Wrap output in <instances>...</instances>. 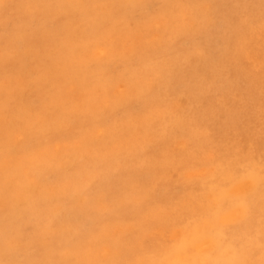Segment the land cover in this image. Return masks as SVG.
Segmentation results:
<instances>
[{"label":"rangeland","instance_id":"obj_1","mask_svg":"<svg viewBox=\"0 0 264 264\" xmlns=\"http://www.w3.org/2000/svg\"><path fill=\"white\" fill-rule=\"evenodd\" d=\"M0 50V264H262L264 0H0Z\"/></svg>","mask_w":264,"mask_h":264},{"label":"bare ground","instance_id":"obj_2","mask_svg":"<svg viewBox=\"0 0 264 264\" xmlns=\"http://www.w3.org/2000/svg\"><path fill=\"white\" fill-rule=\"evenodd\" d=\"M17 1V0H16ZM123 1V0H122ZM222 1V0H221ZM126 2V1H125ZM124 2V3H125ZM127 2H128V0H127ZM131 2V1H130ZM129 2V3H130ZM105 3V2H104ZM132 3V2H131ZM136 3V2H135ZM14 5V4H13ZM132 5V4H131ZM173 5V4H172ZM214 5V4H213ZM100 6V5H99ZM130 6V5H129ZM146 7V6H145ZM148 7V6H147ZM167 8V7H166ZM127 10V9H126ZM143 12V11H142ZM89 16V15H88ZM111 17V16H110ZM96 20H98V19H96ZM142 20V19H141ZM100 21V20H99ZM98 21V22H99ZM102 21V20H101ZM112 21V20H111ZM98 22H97V24L96 23H94V24H96V25H98ZM102 22H104V21H102ZM187 22V21H186ZM93 24V25H94ZM99 25H100V23H99ZM94 28H95V26H94ZM130 28V27H129ZM177 31V30H176ZM98 33V32H97ZM96 33V34H97ZM169 40V39H168ZM141 41V40H140ZM2 48V47H1ZM1 51V50H0ZM11 59V58H10ZM106 75V74H105ZM20 80V79H19ZM9 82V81H8ZM3 83V82H2ZM107 85V84H106ZM176 88V87H175ZM8 89V88H7ZM22 92V91H21ZM9 93V92H8ZM100 93V92H99ZM11 94V93H10ZM23 95V94H22ZM116 97V96H115ZM20 98V97H19ZM22 100V99H21ZM191 102V101H190ZM131 105V104H130ZM134 107V106H133ZM50 110V109H49ZM77 110V109H76ZM32 112V111H31ZM4 113V112H3ZM37 114V113H36ZM31 116V115H30ZM8 117V116H7ZM22 118V117H21ZM17 122H18V120H17ZM9 124V123H8ZM61 126V125H60ZM19 127V126H18ZM38 127V126H37ZM26 128V127H25ZM150 128V127H149ZM32 129V128H31ZM36 129V128H35ZM138 130V129H137ZM33 131V130H32ZM31 131V132H32ZM126 137V136H125ZM129 144H131V143H129ZM179 146H180V144H179ZM128 147V146H127ZM131 148V147H130ZM45 151V150H44ZM40 153V152H39ZM87 161V160H86ZM32 163V162H31ZM67 165V164H66ZM62 166V165H61ZM60 167V166H59ZM92 167V166H91ZM112 168V167H111ZM4 171V170H3ZM46 172V171H45ZM66 173V172H65ZM73 173H74V171H73ZM103 173V172H102ZM112 174V173H111ZM117 174V173H116ZM151 174V173H150ZM27 175V174H26ZM133 176V175H132ZM5 177V176H4ZM27 177V176H26ZM30 178V177H29ZM73 178V177H72ZM116 178V177H115ZM86 179V178H85ZM12 180V179H11ZM91 180V179H90ZM61 182V181H60ZM59 182V183H60ZM14 184V183H13ZM39 185V184H38ZM67 185V184H66ZM99 185V184H98ZM101 189V188H100ZM116 189V188H115ZM78 190V189H77ZM84 191V190H83ZM23 192V191H22ZM53 192V191H52ZM97 192V191H96ZM108 193V192H107ZM117 193V192H116ZM69 194V193H68ZM81 194V193H80ZM22 196V195H21ZM37 196H38V194H37ZM36 196V197H37ZM22 198H23V196H22ZM89 198V197H88ZM4 199V198H3ZM40 199V198H39ZM38 199V200H39ZM91 199V198H90ZM22 200V199H21ZM258 200V199H257ZM73 201V200H72ZM18 202V201H17ZM22 202V201H21ZM69 202V201H68ZM89 202V201H88ZM258 202V201H257ZM19 203V202H18ZM70 203V202H69ZM74 203V202H73ZM58 206V205H57ZM4 207V206H3ZM84 207V206H83ZM2 208V207H1ZM264 208V207H263ZM16 209V208H15ZM32 209V208H31ZM38 209H40V208H38ZM46 209H47V207H46ZM264 210V209H263ZM29 211V210H28ZM66 211V210H65ZM261 211V210H260ZM11 212V211H10ZM46 212V211H45ZM48 212V211H47ZM264 212V211H263ZM32 213V212H31ZM61 213V212H60ZM75 213V212H74ZM260 212H258V214H259ZM262 214V213H261ZM262 216H264V215H262ZM53 217V216H52ZM18 219V218H17ZM83 219V218H82ZM261 219V218H260ZM24 221V220H23ZM13 222V221H12ZM40 222V221H39ZM252 222L253 223H255V220L252 218V217H249L247 220H246V223L242 226L243 227V229H242V231L245 229L246 231H245V235L244 234H240L239 235V237L238 238H234L235 240H233L232 238H231V240H232V244H236L237 243V239H241V240H243V241H245V240H247V232H249V231H251L252 230V228H253V226H252ZM18 224V223H17ZM38 224V223H37ZM35 226V225H34ZM33 226V227H34ZM28 227V226H27ZM36 229V228H35ZM39 229H40V226H39ZM42 229V228H41ZM23 231V230H22ZM239 231V230H238ZM12 232V231H11ZM18 232H19V230H18ZM25 233V232H24ZM6 234V233H5ZM14 235V234H13ZM25 237V236H24ZM16 238V237H15ZM22 238H23V236H22ZM234 241H236V242H234ZM234 242V243H233ZM37 243V242H36ZM247 244H248V246H247V248L248 249H251L252 248V246L254 245V243H253V241L252 240H247ZM256 245V244H255ZM15 248V247H14ZM22 248V247H21ZM38 251V250H37ZM40 251V250H39ZM227 254V253H226ZM215 257V256H214ZM214 260V259H213ZM223 260H226V259H223ZM235 259H229V260H226L225 262L224 261H222L219 257L216 259L215 258V263L214 264H229V262L230 261H234ZM210 263V262H209Z\"/></svg>","mask_w":264,"mask_h":264},{"label":"snow or ice","instance_id":"obj_3","mask_svg":"<svg viewBox=\"0 0 264 264\" xmlns=\"http://www.w3.org/2000/svg\"><path fill=\"white\" fill-rule=\"evenodd\" d=\"M145 191L150 193L151 190H150V188H146ZM105 199H110L109 194H105ZM112 203L114 205H117V204H119V201H112ZM146 203H147V201H146ZM5 264H13V262H5ZM229 264H248V262L243 261V260H234V261H230ZM262 264H264V261H262Z\"/></svg>","mask_w":264,"mask_h":264}]
</instances>
